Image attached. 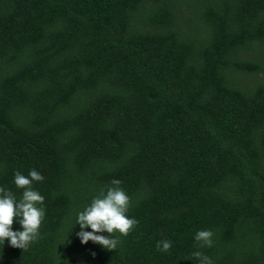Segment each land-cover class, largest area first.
Segmentation results:
<instances>
[{
  "label": "trees",
  "instance_id": "trees-1",
  "mask_svg": "<svg viewBox=\"0 0 264 264\" xmlns=\"http://www.w3.org/2000/svg\"><path fill=\"white\" fill-rule=\"evenodd\" d=\"M30 169L40 235L0 264H196L197 229L212 264H264V0H0V186ZM112 179L137 223L81 244Z\"/></svg>",
  "mask_w": 264,
  "mask_h": 264
},
{
  "label": "clouds",
  "instance_id": "clouds-1",
  "mask_svg": "<svg viewBox=\"0 0 264 264\" xmlns=\"http://www.w3.org/2000/svg\"><path fill=\"white\" fill-rule=\"evenodd\" d=\"M41 180L43 176L36 169H30L26 176L14 171L12 183L20 190L19 195L0 186V248L6 240L13 248L27 250L39 238L45 215L44 197L32 184ZM120 184L119 179H112L108 185L98 189L88 204L75 211L71 231L74 225H78L79 231L75 236L81 244L91 241L105 250H116L120 243L117 234L126 236L136 225L137 221L127 215L131 200ZM14 219L19 225L16 230L11 227ZM212 235L208 229H197L193 233L195 250L191 257L196 264H212L211 258L200 251L212 246ZM155 247L160 252H167L171 242L158 240Z\"/></svg>",
  "mask_w": 264,
  "mask_h": 264
}]
</instances>
